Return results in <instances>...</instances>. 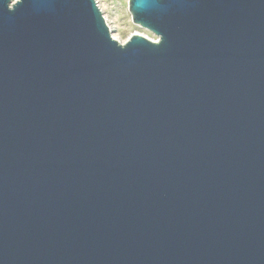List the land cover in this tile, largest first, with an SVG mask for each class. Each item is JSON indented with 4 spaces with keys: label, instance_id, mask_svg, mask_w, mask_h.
Masks as SVG:
<instances>
[{
    "label": "water",
    "instance_id": "water-1",
    "mask_svg": "<svg viewBox=\"0 0 264 264\" xmlns=\"http://www.w3.org/2000/svg\"><path fill=\"white\" fill-rule=\"evenodd\" d=\"M0 0V264H264V0Z\"/></svg>",
    "mask_w": 264,
    "mask_h": 264
},
{
    "label": "rangeland",
    "instance_id": "rangeland-1",
    "mask_svg": "<svg viewBox=\"0 0 264 264\" xmlns=\"http://www.w3.org/2000/svg\"><path fill=\"white\" fill-rule=\"evenodd\" d=\"M96 1L103 12V16L112 32V36L119 42H126L133 34H140L149 39H156L151 32L133 24L128 9V0Z\"/></svg>",
    "mask_w": 264,
    "mask_h": 264
},
{
    "label": "built area",
    "instance_id": "built-area-1",
    "mask_svg": "<svg viewBox=\"0 0 264 264\" xmlns=\"http://www.w3.org/2000/svg\"><path fill=\"white\" fill-rule=\"evenodd\" d=\"M154 40V39H153Z\"/></svg>",
    "mask_w": 264,
    "mask_h": 264
}]
</instances>
